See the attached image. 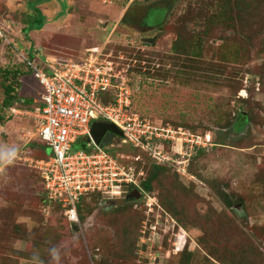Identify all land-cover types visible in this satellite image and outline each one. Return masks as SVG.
Segmentation results:
<instances>
[{"label": "rangeland", "instance_id": "1", "mask_svg": "<svg viewBox=\"0 0 264 264\" xmlns=\"http://www.w3.org/2000/svg\"><path fill=\"white\" fill-rule=\"evenodd\" d=\"M36 1L0 0L18 49L0 42V264H55L52 247L59 264H264V0ZM35 2L45 22L25 33ZM150 9L152 30L140 31ZM208 15L216 39L205 43ZM179 25L190 37L203 36L197 56L189 52L193 44L175 50ZM144 35L158 36L147 45ZM29 49L38 60L90 53L110 59L131 88L132 110L156 125L210 135L194 160L197 149L186 156V175L172 162L154 182L155 210L139 200L118 209L88 198L84 221L73 227L58 204L44 203L42 177L24 157L51 150L36 145L34 121L3 109V72L26 70L18 53ZM20 81V97L39 98L31 74ZM6 148L16 150L11 163L2 159ZM74 148L85 149V139ZM114 150L134 152L127 144ZM141 155L149 166L150 157Z\"/></svg>", "mask_w": 264, "mask_h": 264}, {"label": "built area", "instance_id": "2", "mask_svg": "<svg viewBox=\"0 0 264 264\" xmlns=\"http://www.w3.org/2000/svg\"><path fill=\"white\" fill-rule=\"evenodd\" d=\"M14 35V24L0 16V42L17 49ZM18 55L41 87L39 102L25 111L37 120L32 136L51 150L46 157L33 160L25 156L24 160L34 162L47 202L58 204L71 223H81L79 204L83 197L96 193L111 201L127 195L131 186L142 191L144 170L135 172L137 165L132 163L142 159L141 152L159 164L176 163L177 171L186 175V156L211 140L210 135L202 136L182 127L156 125L132 111L131 88L110 59L100 60L93 53L80 60H38L35 55ZM109 92L113 93V100L106 103L102 96ZM10 109L13 114L23 112L17 106ZM96 121L117 125L122 131L120 144L139 153L129 157L109 151L116 145L120 147L118 143L101 148L91 136V126ZM80 138L85 139V149L74 148ZM125 157L132 158L129 166L120 163ZM142 197L150 212L155 210L157 196L145 192Z\"/></svg>", "mask_w": 264, "mask_h": 264}, {"label": "trees", "instance_id": "3", "mask_svg": "<svg viewBox=\"0 0 264 264\" xmlns=\"http://www.w3.org/2000/svg\"><path fill=\"white\" fill-rule=\"evenodd\" d=\"M36 1V0H35ZM39 0H37L36 2H38ZM34 1H32L31 3H33ZM35 2V5L32 6L33 8V13L32 14H29V17H28V20H27V24L23 30L25 31V33L28 31V30H39L42 28V26L44 25V15H43V12L41 11V9H39L37 3ZM253 2H251L252 4ZM63 6H65L64 3H62ZM251 4L249 6H251ZM247 6L250 10L252 9V7H249ZM253 6V5H252ZM208 19L207 21H205V32L204 34L202 35H205V43L206 42H211V40L213 39H216L214 38L213 36V28H212V23L215 22V17L213 15H208L207 16ZM226 24H229V21H226ZM14 24V23H13ZM177 32L179 33L178 34V37H177V40L174 44V47H175V50L179 49L181 52L182 50H185L183 45L185 44H193V50L189 51L191 54L193 55H196L197 56V50H196V47H200L201 44L203 43V36L202 35H199V36H193V37H190L187 35L186 32H184L182 29H181V26L179 25V29L177 30ZM16 34V33H15ZM15 36H13V39L15 41ZM15 44V42H14ZM9 46L11 49H13V46L12 45H7ZM183 49H181V48ZM186 48V47H185ZM178 50V52H180ZM34 50H27V54L32 57L34 56V53H33ZM42 58V57H40ZM22 64L26 67V70L21 68L20 66H17V67H11V68H7L4 70L3 72V76L1 77V88L4 92V100H3V109H7L10 114L12 115V111H11V107L12 106H20V107H28L30 109H32L36 103L33 104V98L31 97L30 99H26V98H22L19 96V89L21 88L22 86V83L20 81V78L26 74H31V71L27 68V64L23 61H21ZM103 97V100L104 102H111L113 100V93L112 92H109L107 93L106 95L102 96ZM133 100V98H132ZM131 110H132V106H131ZM134 111V110H132ZM241 113V111H239ZM244 115V113L242 114ZM5 120V115L1 114L0 113V123H3ZM238 122V121H237ZM234 122V125H233V128H234V133H237L239 131V129L241 128V124L240 122ZM229 123V122H228ZM232 130H228V133H226L225 135L227 136L230 131ZM36 145H39L41 146V148L44 146L40 141H38V143H36ZM167 148H170V145H166ZM43 150V149H42ZM177 151L179 150V148L176 149ZM205 150V148H200V149H197L196 150V154L194 155L193 159L195 157H197V155H199L201 152H203ZM109 151L113 152V153H118L117 150H114V149H109ZM134 151V150H132ZM133 153H136L138 154L139 152L137 151H134ZM44 156H48L45 154V152H43ZM141 154V153H140ZM145 154V153H144ZM142 156V155H141ZM120 159V158H119ZM151 162L149 163V166H146L145 163H143V159L141 160H138V161H132L133 165H137V168H136V171L135 172H138L141 168L144 170V175L141 176V187H142V196L144 195L145 192H148L149 194L151 195H155L154 194V182L158 181L159 178H160V175L162 172L164 171H168V169H170V166L168 167L167 164H159L157 162H155L154 160H152L150 158ZM120 163L121 164H124V165H127L129 166L130 163H131V159H126V158H121L120 159ZM178 176L179 174L176 173ZM133 187L131 186V189ZM42 198L44 200V203L45 204H49V205H53L52 203H48L47 200H46V193L45 191H43L42 193ZM88 198H92V199H100V200H103L101 199V195L100 194H96V193H92L91 195L87 196V197H83L80 204H79V214H80V219L82 221H84V211L86 209L84 208H88L89 207H85V202L87 201ZM105 201H110V200H105ZM140 202H143L144 205H145V199H141ZM141 206V204H140ZM58 207L63 211V209L58 205ZM143 207V206H142ZM118 209H120L121 207L118 206L116 207ZM64 213V211H63ZM64 216H65V219L74 227V226H77V225H74L73 223H71L67 216L65 215L64 213ZM109 219V218H108ZM106 219V222L110 221V219L108 220ZM178 239H180V237H177ZM93 241L91 242V245H94L96 244L95 243V238L93 237L92 238ZM181 245H179V249L180 251H184V247L186 245V238L183 237V240H181Z\"/></svg>", "mask_w": 264, "mask_h": 264}, {"label": "water", "instance_id": "4", "mask_svg": "<svg viewBox=\"0 0 264 264\" xmlns=\"http://www.w3.org/2000/svg\"><path fill=\"white\" fill-rule=\"evenodd\" d=\"M91 136L101 148H110L116 143H121L122 131L114 123L96 121L92 123ZM139 198V191L134 189L126 197L115 198L113 202L116 206H121L127 200H138Z\"/></svg>", "mask_w": 264, "mask_h": 264}, {"label": "clouds", "instance_id": "5", "mask_svg": "<svg viewBox=\"0 0 264 264\" xmlns=\"http://www.w3.org/2000/svg\"><path fill=\"white\" fill-rule=\"evenodd\" d=\"M121 145V144H120ZM111 149H115V148H111ZM119 153V152H118ZM15 154H16V150L15 148H6V149H3L2 150V159L5 163H11L13 158L15 157ZM120 154V153H119ZM133 154V153H131ZM134 189H137V188H134ZM134 189H131L134 190ZM140 193V198L138 199L139 201L141 199H143L142 197V193L139 189H137ZM130 191V192H131ZM129 192V193H130ZM127 193V195L129 194ZM127 195L123 196V197H126ZM102 199V198H101ZM133 200H136V199H133ZM111 202L114 204L113 202V199L111 200ZM81 220V219H80ZM74 224V223H73ZM81 224V223H80ZM80 224H74V225H80ZM49 254L51 256V259L53 262H55V264H59V261H60V252H59V249L57 247H52L50 250H49Z\"/></svg>", "mask_w": 264, "mask_h": 264}, {"label": "flooded vegetation", "instance_id": "6", "mask_svg": "<svg viewBox=\"0 0 264 264\" xmlns=\"http://www.w3.org/2000/svg\"><path fill=\"white\" fill-rule=\"evenodd\" d=\"M155 12L156 11H152V9L147 10V12H146V20L143 22V24H142V26L140 28V31H149V30H152L153 23L149 24L148 22L151 21V18L153 17V15L155 14ZM160 32L161 31H159L157 33H160ZM141 33H144V32H141ZM157 36L158 35H151V36L144 35L142 37L143 44L152 45L153 43H155V39L157 38Z\"/></svg>", "mask_w": 264, "mask_h": 264}, {"label": "crops", "instance_id": "7", "mask_svg": "<svg viewBox=\"0 0 264 264\" xmlns=\"http://www.w3.org/2000/svg\"><path fill=\"white\" fill-rule=\"evenodd\" d=\"M39 98L37 99H33V102L34 103H38L39 101ZM18 107V106H17ZM19 109H21L23 112L22 113H20V114H15V115H22V116H25V117H27L28 119L30 118L32 121H34L35 122V127H36V124H37V120L33 117V114L32 113H27V112H25L26 111V109L28 110V111H30V108H28V107H18Z\"/></svg>", "mask_w": 264, "mask_h": 264}]
</instances>
